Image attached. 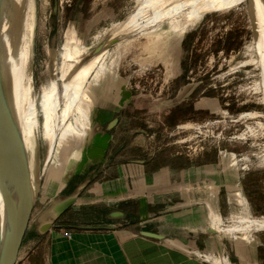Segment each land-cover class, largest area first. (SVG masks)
I'll use <instances>...</instances> for the list:
<instances>
[{
  "label": "rangeland",
  "instance_id": "obj_1",
  "mask_svg": "<svg viewBox=\"0 0 264 264\" xmlns=\"http://www.w3.org/2000/svg\"><path fill=\"white\" fill-rule=\"evenodd\" d=\"M35 2L25 33L27 106L40 178L35 174L37 201L15 264H46L50 234L39 227L53 220V194L78 165L63 169L64 149L82 161L71 149L77 138L80 145L77 131L91 107L78 106L80 96L96 85L95 75L123 81L131 92L109 122L119 128L115 142H134L124 157L152 159L155 168L204 167V205L237 229L219 232L223 263L264 264V0ZM93 60L84 84H73V70ZM105 89L98 87L95 99ZM103 106H94L93 126L105 121Z\"/></svg>",
  "mask_w": 264,
  "mask_h": 264
},
{
  "label": "crops",
  "instance_id": "obj_2",
  "mask_svg": "<svg viewBox=\"0 0 264 264\" xmlns=\"http://www.w3.org/2000/svg\"><path fill=\"white\" fill-rule=\"evenodd\" d=\"M94 60L73 70V84H84ZM96 76V85L84 90L78 103L91 104L77 131L80 145L77 138L71 149L81 151L82 161L64 149L63 162L69 160L63 169L70 172L78 165L53 194L58 206L70 198L76 201L61 212L56 206L44 231L50 234L46 264H226L228 257L218 250L219 231L212 225L222 220L220 212L204 205L198 188L204 167L175 169L167 163L155 168L152 159L124 157L134 142H115L119 128L109 122L129 103L131 92L123 81L99 82ZM98 87L105 89L99 100ZM100 102L106 118L93 126L92 111Z\"/></svg>",
  "mask_w": 264,
  "mask_h": 264
},
{
  "label": "water",
  "instance_id": "obj_3",
  "mask_svg": "<svg viewBox=\"0 0 264 264\" xmlns=\"http://www.w3.org/2000/svg\"><path fill=\"white\" fill-rule=\"evenodd\" d=\"M10 3L11 0H0V195L4 210L0 214V264H15L38 195L22 130L21 52L9 13ZM36 176L40 178L39 162ZM75 201L70 198L56 204L57 211ZM42 225L40 231L44 233L51 222Z\"/></svg>",
  "mask_w": 264,
  "mask_h": 264
},
{
  "label": "bare ground",
  "instance_id": "obj_4",
  "mask_svg": "<svg viewBox=\"0 0 264 264\" xmlns=\"http://www.w3.org/2000/svg\"><path fill=\"white\" fill-rule=\"evenodd\" d=\"M35 11H36L35 0H11L9 13L14 20V28H15L14 32L17 31L19 35L20 52H21L20 54V59H21L20 78H21V89H22L23 117H24L22 130H23L26 147H27L28 164H29V168H30L33 178L35 174L37 173V166L39 162L38 161V137H37L38 134H37V130L34 125V122L33 120H31V116L28 112V106H27L28 83H29V73H28L29 71H27L28 70L27 66L29 64L30 54H29V50L27 46L26 35H27L28 29L33 24ZM251 131L255 132L254 130H251ZM3 213H4V210H3V204H2V199L0 195V214H3ZM241 221L247 224L245 227L251 226L254 222L248 218L243 219ZM212 225L220 233H224L226 235L233 234L235 233V231H237L234 224L233 225H223V223L214 222L212 223ZM240 227H244V226H240Z\"/></svg>",
  "mask_w": 264,
  "mask_h": 264
}]
</instances>
